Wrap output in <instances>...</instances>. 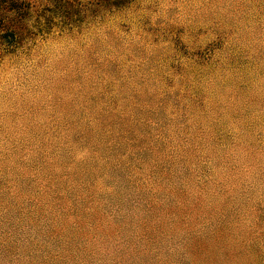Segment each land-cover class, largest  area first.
I'll list each match as a JSON object with an SVG mask.
<instances>
[{"label": "rangeland", "instance_id": "374dc122", "mask_svg": "<svg viewBox=\"0 0 264 264\" xmlns=\"http://www.w3.org/2000/svg\"><path fill=\"white\" fill-rule=\"evenodd\" d=\"M20 4L0 264H264V0Z\"/></svg>", "mask_w": 264, "mask_h": 264}, {"label": "trees", "instance_id": "16d2710c", "mask_svg": "<svg viewBox=\"0 0 264 264\" xmlns=\"http://www.w3.org/2000/svg\"><path fill=\"white\" fill-rule=\"evenodd\" d=\"M7 1V3H8V7H7V9H6V12L7 13H10L12 16L11 17H14V13L15 12H19L20 11V9H22L21 8V4H20V0H6ZM113 6H118V2H116V3H113L112 4ZM21 19L22 18H24V13L22 12V15L21 16H19ZM12 26H14V25H12L11 24V22H9L8 23V25H7V27H5V29H6V32L4 33V34H2L1 36H0V41H4V42H6V38H7V35L8 36H10L12 39H15L16 38V32L14 31V30H12ZM8 42V41H7ZM153 125H154V127H156L155 128V130L157 129V130H160V132L159 133H162V135H161V137H158V138H156L155 140H151V139H148V141L146 142V139L145 138H142V137H136V136H133V140H135L136 141V139L135 138H138V139H140L139 140V142L141 143H143L142 144V146H144V147H146L147 148V150H148V148L150 149V147H154L155 148V150H156V152H158V153H160L162 156H164V155H166V144L164 143V141L166 140V130L164 129V127H163V124L162 123H160V122H151ZM150 124V123H149ZM146 125V122H145V125H146V128H147V130H149L150 129V125ZM134 125V124H133ZM133 131H136L137 132V134H140V135H142V133H143V130L141 129V128H132L131 130H130V133H133ZM143 136V135H142ZM149 141H152V146H148L149 145ZM169 142V144L171 145V140L170 141H168ZM170 147V146H169ZM168 147V148H169ZM173 157H174V159L177 157L176 155H171L170 156V158L171 159H173ZM134 160L136 161V160H140V162H142V163H145V160H144V158L143 157H140V158H137V157H135L134 158ZM154 167H157V166H154Z\"/></svg>", "mask_w": 264, "mask_h": 264}]
</instances>
